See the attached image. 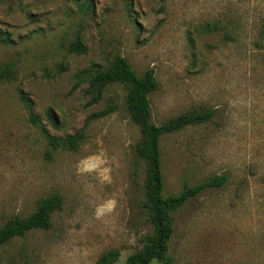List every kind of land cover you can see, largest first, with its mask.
Here are the masks:
<instances>
[{
    "label": "rangeland",
    "instance_id": "obj_1",
    "mask_svg": "<svg viewBox=\"0 0 264 264\" xmlns=\"http://www.w3.org/2000/svg\"><path fill=\"white\" fill-rule=\"evenodd\" d=\"M0 228L28 217L45 197L61 207L49 229L0 248V264H97L119 250L126 264L152 232L143 203V129L123 84L90 104L75 75L106 67L116 53L138 74L155 70L149 98L160 125L191 110L209 121L165 135L163 193L227 175L172 212L168 261L152 264H264V0H0ZM80 34L86 53L70 51ZM51 133L83 128L78 150L53 149L20 91ZM113 101L115 110L86 119Z\"/></svg>",
    "mask_w": 264,
    "mask_h": 264
},
{
    "label": "trees",
    "instance_id": "obj_2",
    "mask_svg": "<svg viewBox=\"0 0 264 264\" xmlns=\"http://www.w3.org/2000/svg\"><path fill=\"white\" fill-rule=\"evenodd\" d=\"M91 2V0H89ZM7 39L0 34V39ZM70 51L86 53L87 46L81 35L70 45ZM13 75L12 66L0 68V83ZM75 78V89L82 82L88 83L87 93L90 94V104H97L102 99L109 85L120 83L127 90L128 109L132 119L143 129V141L137 146V152L147 161V173L145 179L144 209L148 220L152 225V232L140 238L141 248L131 253L126 264H152L154 260L169 261L170 241L174 234V217L172 212L184 207L189 201L200 195L207 189L223 186L228 176L215 175L199 184H185L182 191L175 195L165 196L162 137L179 132L189 126L202 124L213 118V109L191 110L168 119L158 125L153 121L150 94L155 91L159 83L155 77L153 68L147 69L143 74H138L128 59L121 53H116L110 64L101 67L92 64L89 68L79 71ZM20 98L30 110V120L38 125L49 145L53 149L78 150L86 137L83 128L65 135L59 136L50 132L34 110V101L28 93L20 91ZM115 110L113 101L86 119V125L90 119L102 118ZM62 198L59 195L45 197L39 201L37 211L28 217L15 216L0 228V248L15 237H22L34 229H49L52 226L53 212L60 208ZM120 257L119 250H112L103 254L97 264H113Z\"/></svg>",
    "mask_w": 264,
    "mask_h": 264
}]
</instances>
